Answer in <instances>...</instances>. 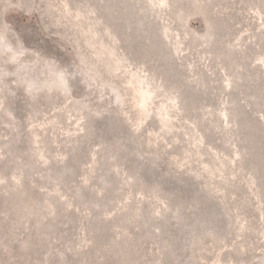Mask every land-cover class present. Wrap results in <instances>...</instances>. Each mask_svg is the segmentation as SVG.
Masks as SVG:
<instances>
[{
  "label": "rangeland",
  "instance_id": "374dc122",
  "mask_svg": "<svg viewBox=\"0 0 264 264\" xmlns=\"http://www.w3.org/2000/svg\"><path fill=\"white\" fill-rule=\"evenodd\" d=\"M0 264H264V0H0Z\"/></svg>",
  "mask_w": 264,
  "mask_h": 264
},
{
  "label": "trees",
  "instance_id": "16d2710c",
  "mask_svg": "<svg viewBox=\"0 0 264 264\" xmlns=\"http://www.w3.org/2000/svg\"><path fill=\"white\" fill-rule=\"evenodd\" d=\"M68 38H70V36H68ZM70 40H71V38H70Z\"/></svg>",
  "mask_w": 264,
  "mask_h": 264
}]
</instances>
